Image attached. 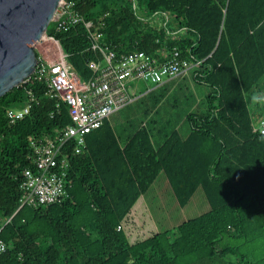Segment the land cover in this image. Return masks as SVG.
Masks as SVG:
<instances>
[{
  "label": "trees",
  "instance_id": "1",
  "mask_svg": "<svg viewBox=\"0 0 264 264\" xmlns=\"http://www.w3.org/2000/svg\"><path fill=\"white\" fill-rule=\"evenodd\" d=\"M72 1L85 22L48 33L83 78L101 33L118 56L140 49L163 60L177 48L201 62L193 79L212 92L203 113L187 115L188 136L175 130L159 147L162 133L142 126L122 149L104 121L86 152L69 157V197L39 207L21 203L24 173L35 170L30 140L69 126V108L35 75L1 97L0 264H264V137L252 101L264 88V0ZM157 12L173 16L172 35L151 25ZM27 90L36 102L11 124ZM105 127L112 142L91 148ZM161 173L180 207L202 189L210 211L160 232L144 195Z\"/></svg>",
  "mask_w": 264,
  "mask_h": 264
},
{
  "label": "built area",
  "instance_id": "2",
  "mask_svg": "<svg viewBox=\"0 0 264 264\" xmlns=\"http://www.w3.org/2000/svg\"><path fill=\"white\" fill-rule=\"evenodd\" d=\"M75 2L62 0L58 5L50 25L55 32L67 30L85 22L84 17L75 9ZM173 16L155 13L149 21L154 28L169 30ZM91 29L92 22H86ZM102 34H93L90 50L97 59L88 61L92 75L85 79L69 62V55L62 49L61 43L48 32L33 45L38 57L37 68L33 74L39 80H45L48 97L67 104L71 124L54 135L33 137L30 140L32 161L35 170L24 173L22 206H49L69 197L70 156L86 152V138L103 126L112 115L135 102L139 95H132L128 86L132 82L142 81L152 85H161L188 74L201 62L186 60L177 48L167 51L163 60L155 54L135 49L118 56L106 44L101 43ZM51 43L55 48L41 51L39 46ZM26 102L18 108L8 111L11 124L24 119L31 111L36 97L31 90L26 91ZM260 95L264 96V88ZM256 118L257 130L264 137V100L259 101ZM59 104H57V107ZM69 153V154H68ZM7 249L0 241V255Z\"/></svg>",
  "mask_w": 264,
  "mask_h": 264
},
{
  "label": "rangeland",
  "instance_id": "3",
  "mask_svg": "<svg viewBox=\"0 0 264 264\" xmlns=\"http://www.w3.org/2000/svg\"><path fill=\"white\" fill-rule=\"evenodd\" d=\"M39 48L46 52L55 47L51 43H45ZM154 87L155 85L142 81L132 82L128 86L132 95L142 96L112 115V119L119 122V128L127 122L128 125L124 127L132 132L146 126L161 132V141L166 134L175 130L185 135L189 130L187 115L203 113L206 109V97L212 92L210 88L195 82L193 71L161 89H155L153 94L147 92ZM150 194L152 198L149 209L160 232L172 231L210 211L202 189L195 192L187 206L180 207L163 173L156 180Z\"/></svg>",
  "mask_w": 264,
  "mask_h": 264
},
{
  "label": "water",
  "instance_id": "4",
  "mask_svg": "<svg viewBox=\"0 0 264 264\" xmlns=\"http://www.w3.org/2000/svg\"><path fill=\"white\" fill-rule=\"evenodd\" d=\"M62 0H0V98L33 76L35 45Z\"/></svg>",
  "mask_w": 264,
  "mask_h": 264
},
{
  "label": "crops",
  "instance_id": "5",
  "mask_svg": "<svg viewBox=\"0 0 264 264\" xmlns=\"http://www.w3.org/2000/svg\"><path fill=\"white\" fill-rule=\"evenodd\" d=\"M181 77H183V76H181ZM179 78L174 79V80H171V81H164L161 85H155L154 88H152L151 90H149L147 92L150 93V94H153L154 92H156V91H154L155 89L156 90L161 89V88L165 87L166 85H168V84H170V83L178 80ZM141 96L142 95H139V97H141ZM258 103L259 102H257V104ZM254 105H256V102L255 103L253 102V106ZM118 123H119L118 121L112 119V116L109 119H107V127H109L113 131V133L115 134L114 136H116V138H118V144H119V146L123 149L127 145V142L129 140V137L132 134H134L136 131H138L139 129L138 130H135L134 132H132L131 129H128V128L124 127V126L128 125V122L127 123H124L122 125V128H119L118 127L119 126ZM189 133H190V129L187 131V133L184 136L185 137L188 136ZM88 139H89L88 142H89V145L91 146V148L96 149V150H100L102 147H105L109 142H112L110 135L108 133H106V127H105V129H103V131L100 130L97 133H95V135L89 136ZM162 143H163V141H161V139L158 138L157 140H155V143L154 144H155L156 147H159V146H161ZM159 177H160V175L157 177V179ZM156 180H155V182H156ZM155 182L152 184V186H150V188L147 190V192L144 195V200H145L146 205L148 206V208H149V204H150V202H149L150 201V198H152L150 192L153 189V186H154Z\"/></svg>",
  "mask_w": 264,
  "mask_h": 264
},
{
  "label": "clouds",
  "instance_id": "6",
  "mask_svg": "<svg viewBox=\"0 0 264 264\" xmlns=\"http://www.w3.org/2000/svg\"><path fill=\"white\" fill-rule=\"evenodd\" d=\"M261 100H264V96L262 95H253L252 97V101L255 103V102H259Z\"/></svg>",
  "mask_w": 264,
  "mask_h": 264
}]
</instances>
